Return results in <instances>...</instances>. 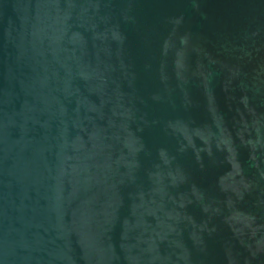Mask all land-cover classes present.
Wrapping results in <instances>:
<instances>
[{"label":"water","instance_id":"95a60500","mask_svg":"<svg viewBox=\"0 0 264 264\" xmlns=\"http://www.w3.org/2000/svg\"><path fill=\"white\" fill-rule=\"evenodd\" d=\"M0 264H264V0H0Z\"/></svg>","mask_w":264,"mask_h":264}]
</instances>
